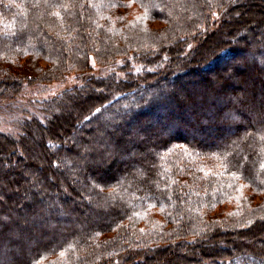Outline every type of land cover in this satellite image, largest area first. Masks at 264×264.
<instances>
[{
    "label": "trees",
    "instance_id": "16d2710c",
    "mask_svg": "<svg viewBox=\"0 0 264 264\" xmlns=\"http://www.w3.org/2000/svg\"><path fill=\"white\" fill-rule=\"evenodd\" d=\"M258 1L0 0L1 98L92 61L145 68L88 76L0 131V264H264ZM248 2L251 43L218 41Z\"/></svg>",
    "mask_w": 264,
    "mask_h": 264
},
{
    "label": "rangeland",
    "instance_id": "374dc122",
    "mask_svg": "<svg viewBox=\"0 0 264 264\" xmlns=\"http://www.w3.org/2000/svg\"><path fill=\"white\" fill-rule=\"evenodd\" d=\"M256 5L259 8H261V10H264V0H259L258 4ZM256 8L257 7H255V5H252L249 2L248 4H245V5L239 4L236 7H234L232 11V15L238 16L239 22L225 25V27H223L219 31L220 32L219 39L217 35H216V39H218L219 41V40H223L224 38L234 37L235 35H237V33H239L240 31H243L242 29H246L243 31V34L241 35L247 37L246 40H248V42L251 43V40L248 39L249 31L247 29L249 27L255 30L260 29L259 28L260 26H258V24L255 25V20H254L255 18L253 17L254 11ZM219 20H220V17L218 15L213 17L214 27H216L217 24H219ZM154 26L160 27V23H154ZM262 26H264V23L262 24ZM233 27L235 29L231 30ZM194 45H195V41L189 43L190 48L191 47L193 48ZM189 47H187V50H189ZM196 62L197 61L195 58L194 60H192L191 63L195 64ZM201 62L203 61H200L199 63ZM123 65H124L123 62H118L117 64L113 66L111 65L108 67H101L92 61L91 62L92 70L88 75H86V77L84 76L80 78L81 76L70 75L63 81L52 82L47 85H31V86L24 85L22 90L17 95H14L12 97H7V98L0 97V131L4 133L12 132L13 134H16L15 133L16 131L14 130L15 120L24 119V118L30 119L32 116H35L34 114L35 111L39 112L41 110V106L43 102L50 100L51 98L55 97L57 94H59L60 92L64 90H67L75 86H79V84L83 82V79L87 78L88 76H93L98 79H107L109 78V76H112L114 78L113 80L120 81V80L127 79L128 77L127 75L129 74L132 76H136L137 74L142 73L145 69L144 67H142L135 61L129 62L126 67H124ZM132 78H135V77H132ZM182 80L183 78L181 79V81ZM62 112L63 110H61V114H63ZM111 120H115L116 122H118L120 121V118L117 114H115L108 118V123ZM108 123L106 124L105 127H107L108 130H111L108 127ZM111 124H113V122ZM128 131H129L128 132L129 134L125 138H130L134 134L133 129H129ZM33 139L37 140V136L33 135ZM71 142H72V138H69L68 143L70 144ZM24 156L29 162L30 159L26 151H24ZM54 179L55 178L52 175L51 177H49V175L47 177L48 182H52ZM53 185L54 184L51 185L52 189L54 187ZM34 188L36 189L35 191H37L41 196L44 197V194L46 192L45 191L46 187L44 185H41V184L36 185L34 186ZM44 200H46L45 197H44ZM83 213L84 214L87 213L86 210L83 211ZM219 240L220 238L216 239V241H219Z\"/></svg>",
    "mask_w": 264,
    "mask_h": 264
}]
</instances>
